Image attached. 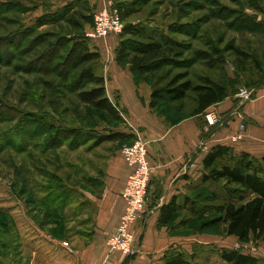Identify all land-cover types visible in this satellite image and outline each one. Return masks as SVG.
Returning <instances> with one entry per match:
<instances>
[{"label": "rangeland", "instance_id": "rangeland-1", "mask_svg": "<svg viewBox=\"0 0 264 264\" xmlns=\"http://www.w3.org/2000/svg\"><path fill=\"white\" fill-rule=\"evenodd\" d=\"M129 5L134 13L123 26L164 30L188 44L186 58L218 50L219 56H213L218 62L199 60L183 70L194 84L210 78L229 86L234 94L226 100L236 107L244 102L242 90L253 92L251 102L264 89V0H0V264H74L73 236L89 230L93 211L85 197L99 194L109 161L123 148L120 142L98 144L95 136L125 131L127 125L99 118L80 104L70 88L78 73L66 82L55 65L82 39L90 47L103 45L99 74L120 69L114 62L110 67L113 53L107 54L110 43L118 48L119 35L88 39L93 25L87 18L105 6L119 13ZM52 13L61 14L38 25L39 17ZM170 24H187L191 36L171 33ZM61 39L64 48L59 49ZM183 104L179 112L189 114L193 96ZM33 120L84 132L76 143L65 135L54 140V131ZM192 185L188 196L197 212L181 211L171 223L179 236L194 238L192 250L181 254L192 264H226L219 252L236 249L264 264L263 241L240 242L228 236L224 223L208 225L217 217L209 208L218 204L209 194L218 187Z\"/></svg>", "mask_w": 264, "mask_h": 264}, {"label": "trees", "instance_id": "trees-1", "mask_svg": "<svg viewBox=\"0 0 264 264\" xmlns=\"http://www.w3.org/2000/svg\"><path fill=\"white\" fill-rule=\"evenodd\" d=\"M133 11L134 8H131V5L119 9L121 21L126 23L134 13ZM60 14L41 16L37 19V23L39 26L52 23L51 21L58 19ZM63 17L70 18L68 14H63ZM87 21L93 25L94 17L90 16ZM168 28L171 33L191 36L187 24H170ZM119 37V45L115 50L116 63L121 68H129L137 84L143 82L151 84L150 108L159 116H164L169 123L178 124L185 119L203 115L212 106L234 94L229 86L210 78H204L200 84H194L190 74L183 72L195 61L218 62L213 58V56H219L216 49H211V52L200 50L195 52L192 58H186L189 49L187 43L165 34L164 30L142 25L125 24ZM58 41H60L59 49L64 48L63 39ZM236 52L241 55L239 50L236 49ZM61 58L60 56L59 63L55 65L58 72L57 70L54 72H57L66 82L71 79L72 73H78L70 88L79 103L99 118L125 124L123 111L108 96L105 77L98 73L102 61L99 50L91 48L81 39L75 41ZM63 69L65 75L62 74ZM190 95L193 96L195 107L189 114H183V111H179L183 110V102ZM0 107H2L1 100ZM33 123L39 128L54 131V140H59L65 135L66 139H71V143H76L84 132L77 127L57 128L44 120H33ZM95 139L98 144L120 142L124 146L132 144L136 136L125 130L98 134ZM0 147L3 148L2 145ZM203 168L202 185L211 183L220 189H215L209 194V200L218 204L209 208V212L215 213L217 217L208 225L224 223L228 236L235 237L240 242H248L251 238L264 242V167L262 162L249 153L236 154L231 146L219 144L208 152L203 160ZM181 209L176 200L163 206L159 224L169 225ZM191 211L197 212L195 203H192ZM219 256L226 264L262 263L257 256L244 254L236 249L221 250ZM167 264L192 263L183 254L178 253L168 257Z\"/></svg>", "mask_w": 264, "mask_h": 264}, {"label": "crops", "instance_id": "crops-1", "mask_svg": "<svg viewBox=\"0 0 264 264\" xmlns=\"http://www.w3.org/2000/svg\"><path fill=\"white\" fill-rule=\"evenodd\" d=\"M100 45L91 48L98 49L102 55L104 49ZM110 46L109 51L106 49L108 56L113 53L109 58L112 67L116 63L115 48L111 43ZM112 70V74L105 75L108 96L123 111L127 130L147 142L152 166L146 211L132 227L138 237L139 253L127 258L110 252L106 245L125 211L120 195L130 169L120 154L109 161L99 194H86L93 211L89 230L73 236L76 237L72 240L74 264H167L172 254L193 248L194 238L179 236L176 225L171 223L179 212H192L193 201L188 193L193 189L192 184L202 185L203 160L211 148L219 144L231 146L236 154L249 153L264 167V89L256 91L257 97L247 104L236 107L232 100H225L208 109L220 115V125L208 126L203 115L172 124L151 110L152 90L148 83L137 84L128 69ZM242 123L246 126L245 137L233 142ZM172 200L182 209L169 225H160L161 209Z\"/></svg>", "mask_w": 264, "mask_h": 264}, {"label": "built area", "instance_id": "built-area-1", "mask_svg": "<svg viewBox=\"0 0 264 264\" xmlns=\"http://www.w3.org/2000/svg\"><path fill=\"white\" fill-rule=\"evenodd\" d=\"M123 28L118 10L105 6L99 13L95 14L93 28L86 36L90 40L114 38V36L122 33ZM252 93L249 90L241 91L239 96L244 99L241 105L251 100ZM205 120L211 127L221 124V117L214 111H207ZM245 132L246 126L242 123L232 141L243 140ZM121 155L130 169L120 195L125 202V211L115 232L107 238L106 245L110 252H118L127 258H134L139 253V245L138 237L133 232L132 227L146 211L152 166L149 161L148 144L138 135L132 144L123 146Z\"/></svg>", "mask_w": 264, "mask_h": 264}]
</instances>
